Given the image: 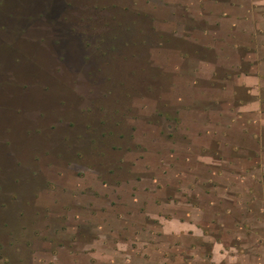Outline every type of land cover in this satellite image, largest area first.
<instances>
[{
	"label": "rangeland",
	"instance_id": "374dc122",
	"mask_svg": "<svg viewBox=\"0 0 264 264\" xmlns=\"http://www.w3.org/2000/svg\"><path fill=\"white\" fill-rule=\"evenodd\" d=\"M203 1L214 30L223 6L243 13L253 0H62L59 34L50 22L16 32L0 19V264H94L114 243L133 261L183 264L188 243L167 249L179 238L140 250L145 212L160 206L167 220L209 199L230 211L205 230L235 246L242 235L258 248L245 260L264 254L263 213H249L264 211V130L260 151L246 138L203 137L204 119L238 112L201 78L209 64L216 78L234 76L238 63L194 30ZM204 147L218 166L189 154Z\"/></svg>",
	"mask_w": 264,
	"mask_h": 264
},
{
	"label": "crops",
	"instance_id": "0c3cea01",
	"mask_svg": "<svg viewBox=\"0 0 264 264\" xmlns=\"http://www.w3.org/2000/svg\"><path fill=\"white\" fill-rule=\"evenodd\" d=\"M188 1L192 3L196 0ZM210 2L218 6L224 5L219 1L214 2L212 0H207V3ZM202 4L201 7H203L204 11H201V15L195 16L194 19H192L194 30L202 31L203 43H206L205 45L209 46L210 51L214 54H217L216 51L218 50L219 58L230 56L234 59L237 58L238 61L236 67H234L236 70V72H234L235 75L231 77L216 78L214 76L216 70L215 65L209 64L203 67L204 76L202 75L201 78L209 80L210 82L213 81V83H218V86L210 85V92L213 94L218 93L221 100L223 99L222 104H224L225 107L231 108L235 106L236 109L238 108V112L231 110L227 111L225 109V112L222 111L221 114L215 116L213 119H218L217 125L210 124V122L206 124L204 119L203 125L205 129L203 130V137L209 139L214 138L212 140H217V138H224L227 140V138L232 139L233 136H235V138H246L247 141L253 140L256 145L259 146L260 151V145H263V140L259 132L264 130V108H262L264 105V98L262 96L264 93V0H253L252 3H250V7L243 13H240V10H243L241 5L233 9L234 13L227 12L225 9L226 7L223 6V10L220 11L223 14L218 19L217 23H214L216 26L214 30H210L209 27L210 24H212L209 21L211 14L209 15L208 12H205L206 5L204 1ZM218 9L221 10L220 7H218ZM238 9L239 13L237 12ZM216 40L218 41L216 42ZM219 43L230 46L232 51L227 52L226 50H222L218 46ZM239 51L245 53L244 58H241V55H237ZM242 63L247 68L244 67ZM193 85H195V83H193ZM243 91L246 99L241 96V92ZM218 105L220 106V102ZM201 112L207 113L205 109L201 110ZM227 113L230 114V116L227 115ZM244 114L247 118H245L246 116H244ZM184 132L190 133L186 130ZM195 134L197 135L198 133L195 132ZM197 136H199V134ZM188 137L190 136L188 135ZM227 142L231 143L232 141L227 140ZM232 144L234 147L237 146L234 142ZM204 148V151L198 149L199 151L197 150V153L195 149L194 153L189 154L196 155L199 160H197V164L206 159H210V161H207L209 166H218V162H221V160H218V162L214 160L208 155L210 154L207 151L209 150L208 147ZM187 151H189V149ZM241 166L247 168L245 165ZM190 208L191 209L185 216H171L167 220H163V211L160 206H156V210L154 211L147 210L143 222V227H145V229L139 228L140 233L147 234V239L140 242L138 241L140 250L144 251L147 249V240L150 241L148 245L152 248H156V238L164 235L162 237H166L167 239L179 238L180 240L179 244L171 243V247H167V249L170 248L172 250L174 246L180 247L188 243V245L185 244L184 248L189 249L190 257H188L186 261H183V264H204L206 261L208 262L207 264H264V254L262 252H259V255L256 253L252 254L247 260L243 259L247 249L254 251L258 250V248L253 247L252 244L246 245L243 243L244 239L242 235H238L236 238L238 245L235 246L224 244L221 239L217 240V238L211 236V231L208 232V230H205L208 229L209 226H212V220L217 222V220L224 217L230 210L225 211L226 209L224 208H217L216 204L211 202L210 199L204 203V206L198 209L196 207ZM192 209L195 211V214ZM261 212L263 213L262 217H264V211H249V213L252 214L258 213L259 216H261ZM149 220L156 221L149 222ZM256 221L261 224L259 219ZM217 223L220 222L218 221ZM252 226L253 224L250 225V227ZM238 229L241 231L245 229V226L241 225ZM188 238V242L183 240ZM207 240L210 242L208 255L205 254L206 250H204V246L202 245L204 242H207ZM247 240L249 241V239ZM191 244L193 246H191ZM111 246L113 248L111 247V250L107 252L105 257L97 252V250L94 251L93 256L96 260L94 264H166L168 262L166 259H164V261H160V259L156 258L152 259V254H149L148 258H142L141 261H133V259L131 260L128 256L126 257L125 254L118 253L117 250H114L115 243L111 244ZM154 251L156 253V249ZM104 259L106 261H99ZM169 264H171V262Z\"/></svg>",
	"mask_w": 264,
	"mask_h": 264
},
{
	"label": "trees",
	"instance_id": "16d2710c",
	"mask_svg": "<svg viewBox=\"0 0 264 264\" xmlns=\"http://www.w3.org/2000/svg\"><path fill=\"white\" fill-rule=\"evenodd\" d=\"M61 18L62 0H0V19L13 23L16 32L22 26L35 25V22H50L49 26H53L51 28L59 34L58 32H62ZM6 29L4 26L0 27L4 37L8 36ZM60 40L61 38L57 43Z\"/></svg>",
	"mask_w": 264,
	"mask_h": 264
}]
</instances>
